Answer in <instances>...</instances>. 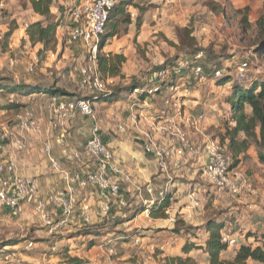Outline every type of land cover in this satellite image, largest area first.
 <instances>
[{
	"label": "rangeland",
	"instance_id": "obj_1",
	"mask_svg": "<svg viewBox=\"0 0 264 264\" xmlns=\"http://www.w3.org/2000/svg\"><path fill=\"white\" fill-rule=\"evenodd\" d=\"M244 4L245 8L236 11V8H241ZM69 18L65 8L53 1L49 20L58 23L56 42L50 49L41 52V46H32L28 41L27 30L37 22L45 26L47 21L33 12L29 0H0V78H8L16 85L37 83L59 91L55 97L0 93V134L6 131L11 135V140L4 143L7 147L3 157L15 158L20 177H34L39 181L54 177V188L59 187L61 177L51 170L44 151V147H51L58 136V130L50 125L49 107L53 98L64 101L90 99L100 132L106 134L113 130L116 114L128 110L129 103L138 112L149 110L147 108L152 104L153 107L150 108L156 112L159 111L157 106L161 102L166 107V99H178L182 104L181 99H190L196 95L201 99H217L230 105L233 82L213 89L211 85L217 83L212 72L216 70L221 71L222 78L229 76L232 80L242 82H252L255 78L264 79V49H260L264 42V0L130 1L125 5L123 17L117 19L115 30L105 31L107 38L101 55H121L124 62L118 66V75L115 77L101 75L107 87L105 93L99 95L83 92L78 87V70L84 59L80 56L81 50L77 45L68 42ZM124 19L130 23H120ZM185 30L191 33L189 38L195 40L196 52H202L200 63L208 77L205 82L195 80L190 68H179V64L195 54H192L195 49L189 48L191 42L185 37ZM112 32L115 36L108 37ZM176 59L178 60L175 61ZM244 62H247V68L240 74L237 66ZM162 71H166L165 80L157 77ZM132 84H138L139 88L147 90L163 86L176 87L177 90L162 96H159L161 91H158L145 96L146 99L151 98V101H147L138 95L132 96L130 89L137 88H131ZM114 91L122 92L119 105L99 101L101 95ZM169 108L166 107L168 111ZM26 113L32 114L38 121L37 131L34 133H22L18 127V118ZM91 123V118L79 114L67 120L68 137L62 141L63 144L67 141L70 143L71 152L82 154V142L92 130ZM18 146L23 148L18 150ZM224 151L228 154V149L224 148ZM255 152V148L250 151L251 154ZM261 154L264 155V151ZM51 156L54 158L53 154ZM248 158L240 169L250 183L259 182L256 184L258 186L251 183L252 188L257 191L255 196L258 199L252 212L264 216V167L257 169L254 162L257 158ZM258 162L262 164L259 160ZM239 163L236 161L235 166ZM254 173L258 175V179L251 181ZM260 221L254 227L245 224L240 226L237 223L238 229L242 230L236 236L237 244L247 234H254L255 240H261L263 244L264 218ZM72 222L57 232L48 234L44 224L31 210L27 209L17 219L0 218V249L3 252L0 253V264H79L73 263V259L83 264H101L104 255L97 249L103 242L101 237L111 239L118 253L121 251L119 243L125 241L122 252L128 257L125 260L127 264H137V259L141 258L135 255L139 250L129 242V235L133 233H126L121 228L113 230L117 223L105 221L96 227L86 228L75 220ZM230 232H233L232 225L227 229V233ZM117 237L128 239L117 242ZM29 244L32 246L29 247ZM237 247L238 245L232 247L221 259L230 260ZM144 257L146 260L147 255ZM161 262L162 260L157 264Z\"/></svg>",
	"mask_w": 264,
	"mask_h": 264
},
{
	"label": "crops",
	"instance_id": "obj_2",
	"mask_svg": "<svg viewBox=\"0 0 264 264\" xmlns=\"http://www.w3.org/2000/svg\"><path fill=\"white\" fill-rule=\"evenodd\" d=\"M245 7L244 4L241 8H236V11H240ZM211 87L213 89L220 88L219 85H211ZM171 89L165 86L160 87L159 96L171 93ZM184 91L191 94L188 89ZM121 95L122 93H120L119 99L122 98ZM119 99L113 101V105H117ZM144 99L151 101V98L146 99L145 97ZM181 100L183 106L182 116L178 119L175 118L174 122L186 134L189 142L187 147L179 144L176 146L173 136L160 131L161 128L167 125V121L174 116L172 109L169 108L168 111L162 102L157 106L159 111L156 112L151 110L152 104L148 106L147 109L149 110L138 112L133 104L129 103L128 110H122V112L116 114L113 130L106 134L100 132L99 126L95 122L100 140L113 152L115 164L121 168L123 174L130 178V183L120 185V194L126 200L128 208L122 212L124 214V217H122L117 215L114 206L111 217L103 220L95 206L98 192L94 188H88L86 191L80 192L78 203H86L91 206L92 223L95 225L105 221L117 223L118 225L113 230L116 231L121 228L126 233H133L134 237L140 236L141 245L139 247H135L133 241L129 240L132 243L131 245L139 250L135 253L137 257H141L137 259V264H157L169 256L190 257L198 264H208L204 244L209 235L207 229L209 220L221 218L224 222L222 232L227 231L229 225H232L233 232L227 234L236 239V236L242 231L238 229L237 223L240 226L245 224L254 227L264 218V216H260V213L252 212L255 209V202L258 200L255 196L257 191L254 188H252L253 192L244 191L235 196L217 192L210 187L202 174V170L207 163L205 148L208 142L216 141L220 143V137L224 134L226 128L235 125L229 103L217 99L209 101L196 97V95L190 99ZM142 107L140 106L141 109H144ZM197 116H201L203 121L197 127H193L191 121ZM91 124V129H93L94 123ZM119 126L125 128L124 132L118 130ZM91 131L85 136L86 139L82 142L83 144L91 136ZM67 137L68 135L63 139ZM245 139V135L241 133L238 135L236 142L239 145V142ZM150 143L168 150L175 145L174 151L167 160V171L162 172L158 168L156 157L145 151L146 145ZM63 145V147H60L56 139V142H53L51 146L52 154L65 167L72 169L74 164L65 159L63 151L68 154L75 152L70 151L68 141ZM223 147L228 149L227 141H225ZM253 148L256 149V152L251 154L250 151ZM257 153L258 149L251 143L246 151L238 154L236 160L240 163L237 168L242 172L240 167L248 161V157L257 158L254 160L257 169L264 167L258 162ZM256 179H258V175L254 173L251 181ZM54 181V177H47L45 181H40L44 193L56 187ZM60 182L58 186L64 187L63 182ZM251 183L258 186L256 184L259 182ZM148 185L153 186V193L151 194L146 190ZM163 190L167 191L166 195L170 197V205L165 209L163 218L158 216L152 218L149 215V209L161 199L158 195ZM192 198L195 199L197 206L193 204ZM144 210L148 212L144 213ZM74 220L76 223H81L80 219ZM178 221L181 222L180 226H176ZM71 223L73 222L71 221ZM186 227H191L192 230L186 233L184 230ZM151 230L158 232L153 233ZM164 238H166L165 241ZM105 239L107 238L101 237V240ZM123 239V237L115 238L117 242L123 241ZM189 243H195L197 246H201L202 249L192 250L184 254L182 248ZM260 244L261 240L255 241V238L246 236L237 245L238 247L240 245L256 247ZM119 245V250H121L119 254L122 259L127 261L128 257L122 252L126 245L125 241L120 242ZM173 245L174 247H172ZM151 248L154 250L151 251ZM230 250L231 248L222 252L221 257L229 253ZM101 254L103 253L101 252ZM144 255H147L146 260ZM250 263L253 262H248V264Z\"/></svg>",
	"mask_w": 264,
	"mask_h": 264
},
{
	"label": "built area",
	"instance_id": "obj_3",
	"mask_svg": "<svg viewBox=\"0 0 264 264\" xmlns=\"http://www.w3.org/2000/svg\"><path fill=\"white\" fill-rule=\"evenodd\" d=\"M52 1L59 2L70 17L68 42L77 45L81 50L80 56L84 59L83 65L78 70L79 89L92 95L104 94L107 83L103 81L98 70V57L104 45L102 37L105 35L106 25L115 7L120 2H130V0ZM201 58L202 52H198L186 58L179 64V68H190L195 80L205 82L208 77L203 73ZM245 68H247V62L241 63L239 67L237 66L238 73H244ZM157 77L160 80L167 79L166 71L160 72ZM220 77H222L221 71L213 72L214 79L217 80ZM176 90V87H172L171 92ZM158 91H160L158 87L149 90L137 87L131 91V94L132 96L140 94L150 96ZM164 104L172 109L174 116L160 131L173 136L176 145L189 146L186 134L174 122L175 118L182 116V104L174 98L166 99ZM49 108L50 125L58 130L57 143L60 147H63L62 140L67 134V120L77 114L92 119L94 125L91 136L86 140L82 154L77 152L68 154L63 151L65 159L74 164L72 169L65 167L60 160L51 156L50 146L44 147L51 170L60 175V180L64 184V187H57L44 193L41 182L37 178L18 175L17 162L14 157H3L4 149L7 147L4 143L11 140V135L6 131L0 134V218L17 219L28 209L40 219L48 234L57 232L74 219H80L83 226L96 227L97 225L92 223L91 206L78 203L79 193L88 188H94L98 192L95 206L103 220L111 217L114 206L117 215L124 217L122 212L128 208V204L120 194V185L130 183V178L123 174L121 168L115 164L113 152L100 140L91 100L61 101L53 98ZM18 119V127L22 133L37 131L38 121L32 114L26 113ZM202 121L203 118L197 116L191 121V125L197 127ZM118 130L124 132L125 128L119 126ZM22 148V146L17 147L18 150ZM174 149L175 145L168 150L150 143L146 145L145 151L156 157L158 168L165 172L167 171V160ZM205 150L207 163L202 174L211 188L232 196L240 195L244 191L253 192L249 180L243 172L233 166L231 156L226 154L219 142H208ZM146 190L150 194L153 193V186H146ZM166 194L167 191H160L158 197L162 199ZM192 202L197 206L194 198ZM134 236H130L129 240L133 241L135 247H139L141 245L140 236ZM221 236V241L227 245V249L237 245V240L231 238L227 231H223ZM31 246L32 244H29V247ZM97 248L104 255L101 264H127L111 239L103 240ZM153 250L151 248V251Z\"/></svg>",
	"mask_w": 264,
	"mask_h": 264
},
{
	"label": "trees",
	"instance_id": "obj_4",
	"mask_svg": "<svg viewBox=\"0 0 264 264\" xmlns=\"http://www.w3.org/2000/svg\"><path fill=\"white\" fill-rule=\"evenodd\" d=\"M33 12L47 21V24L43 26L40 22H37L29 27L27 30L28 41L32 46H41V52H45L52 47L56 42V30L58 28L57 22H51L49 20L51 16L52 0H29ZM133 1V0H130ZM129 2H120L115 9L112 11L109 21L106 25L107 29L116 28L117 19L123 17V11L125 5ZM59 21H61L59 19ZM120 21V20H119ZM118 21V22H119ZM122 24H129V20H121ZM185 32V37L191 42L192 49H195L196 44L193 38H189L191 33ZM106 35V34H105ZM102 37V41L106 42V36ZM114 32L109 33L108 37H114ZM104 44V43H103ZM260 49H264V42ZM198 50H193L192 54H196ZM261 51V50H259ZM259 53V52H257ZM179 59V58H178ZM176 59L175 61H177ZM124 62V58L121 55H101L98 57V70L101 75L115 77L118 75V66ZM203 67V66H202ZM203 73L206 72L203 67ZM213 74V72H212ZM225 78H219L216 80L217 85L226 84L228 82H233L232 84V96L229 100L231 102V113L235 125L233 127H227L224 134L220 137V145L223 146L225 141L228 142L229 155L233 160V166L235 167L236 159L238 154L246 151L251 143H253L258 149V160L264 164V155L261 151H264V79L255 78L252 82H242L236 79H231L229 76H223ZM138 87V84H132L131 88ZM136 89V88H135ZM132 91V89H130ZM130 91V92H131ZM0 93H21L24 95L39 94L45 97L51 96L55 97L58 95V90H53L44 85L35 84H14L8 78H0ZM120 91H114L108 95H101L99 101L102 103H111L120 98ZM145 94H140L139 97L144 100ZM64 101V100H61ZM71 101V100H70ZM18 107V106H15ZM245 135V140L237 144V138L239 134ZM234 160H236L234 162ZM169 195L160 199L157 203L153 204L149 209V215L152 218L156 216L163 218L165 216L164 212L170 205ZM127 210V209H126ZM123 220V218L120 217ZM125 220V218H124ZM223 220L212 219L207 223V229L209 232L208 238L205 241L204 249L207 253V263L208 264H248V262H253L255 264H264V243L256 247L250 245H240L234 251L233 257L228 260H222V252L227 250V245L222 243V229ZM181 222H176V226H180ZM91 227V226H84ZM186 233H189L192 228H184ZM178 231V230H177ZM179 232V231H178ZM247 237H253L256 239L254 234H247ZM256 241V240H255ZM13 247L14 245H9ZM201 246H197L195 243L186 244L182 248L184 254L189 253L192 250H200ZM0 253H3L0 249ZM73 263L83 264L77 259L72 260ZM161 264H198L195 260L190 257L182 256H169L162 259Z\"/></svg>",
	"mask_w": 264,
	"mask_h": 264
}]
</instances>
